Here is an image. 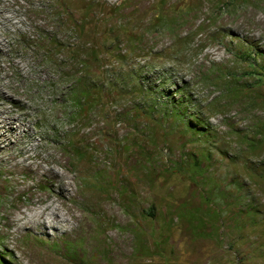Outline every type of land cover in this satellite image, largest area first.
Returning <instances> with one entry per match:
<instances>
[{"label":"rangeland","instance_id":"obj_1","mask_svg":"<svg viewBox=\"0 0 264 264\" xmlns=\"http://www.w3.org/2000/svg\"><path fill=\"white\" fill-rule=\"evenodd\" d=\"M74 3L96 7L88 43L63 32L71 53L50 60L42 1L0 0V256L264 264V0ZM49 169L75 179L87 226L34 225L59 200Z\"/></svg>","mask_w":264,"mask_h":264},{"label":"trees","instance_id":"obj_2","mask_svg":"<svg viewBox=\"0 0 264 264\" xmlns=\"http://www.w3.org/2000/svg\"><path fill=\"white\" fill-rule=\"evenodd\" d=\"M43 3V6L41 9L46 13V15H49V17H53L54 20L56 21V30L52 32H46L42 34L41 38L43 39L44 42V49L48 51L49 54V59L52 60L53 58L58 57V55L63 54L65 51L69 54L71 53L70 46L68 45V41L65 40L61 36V33L63 32H71L75 33L76 37H80L81 40H84L83 42L88 43L87 37L85 34H87L86 29L87 26L89 25V21H92L91 19H94V14H95V5L93 3H88L86 4V7L84 8H79V5L74 3V0H41ZM50 4L54 5L52 11L50 10L49 6ZM126 3L123 6V9H126ZM78 14V16H77ZM91 15V16H90ZM123 16V15H120ZM125 18V16H123ZM94 23V21H92ZM126 33V32H125ZM132 46H136L139 44L136 39H131L129 41ZM46 44V45H45ZM96 48H92L90 51V56L91 59L94 61L98 60V57L96 56L95 50ZM57 62V61H56ZM85 65L88 67L89 63L84 62ZM59 70L62 68L61 63H59ZM85 92V91H84ZM88 97L90 96L89 91L85 93ZM84 94V96H85ZM78 96L80 95V92L77 94ZM76 95L75 99V104H78L81 106V99ZM95 95V94H94ZM180 116H186V114L183 111H180L179 113ZM196 123L198 128L195 127V125H192V132L194 129L196 132L199 131V135L202 136L205 130H207V126L205 125V122L201 120L200 118H196ZM195 124V122H194ZM79 155V153H78ZM81 158H84L82 154L79 155ZM0 264H7L5 260L3 259L2 256H0Z\"/></svg>","mask_w":264,"mask_h":264},{"label":"bare ground","instance_id":"obj_3","mask_svg":"<svg viewBox=\"0 0 264 264\" xmlns=\"http://www.w3.org/2000/svg\"><path fill=\"white\" fill-rule=\"evenodd\" d=\"M61 165V163H59ZM39 172V171H37ZM41 178L46 180L50 187H54L55 183L60 185L59 189V200L55 198H49L48 200H38L35 207V217L34 225L43 227L44 229L47 227L56 228V226L62 225L64 227L72 226L71 224L83 223L86 226L88 222L83 219L76 209L70 207L68 205V201L75 198V194L71 189L75 186V179L69 178L64 174L56 172L54 169H49L46 173L41 175ZM57 186V185H56ZM58 187V186H57ZM78 192V191H77ZM55 197V193L53 192ZM39 197V196H38ZM39 199V198H38ZM47 199V198H46ZM39 206H45L43 209ZM103 206V205H102ZM106 211L111 212L110 208L106 206ZM51 213V219L48 220L47 213ZM115 216V215H114ZM90 223V222H89Z\"/></svg>","mask_w":264,"mask_h":264}]
</instances>
